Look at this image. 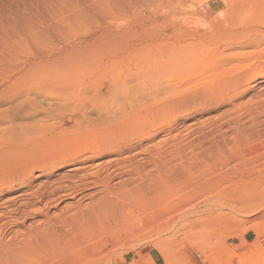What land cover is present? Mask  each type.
<instances>
[{"label":"bare ground","instance_id":"obj_1","mask_svg":"<svg viewBox=\"0 0 264 264\" xmlns=\"http://www.w3.org/2000/svg\"><path fill=\"white\" fill-rule=\"evenodd\" d=\"M253 54L264 57V0H0V199L22 189L0 200V216L8 208L18 210L20 222L31 214L41 216L35 224L14 229L9 240L0 239V264L140 262L141 213L153 219L145 250L157 253L170 249L169 234L179 228V217L208 210L195 205L187 211L192 199L202 197L211 208L228 198L244 206L262 197L259 176L256 185L243 176L232 187L212 189L213 183L228 181L208 175L210 165H227L247 152L249 135L264 134L258 126L249 127L251 120L242 128L232 123L236 128L228 141L222 136V143L212 144L223 126L212 134V143L196 140L199 156L178 165L175 150L147 156L144 166L138 159L141 136L148 138L146 151L151 150L156 132L172 133L175 110L221 102L252 75L263 74L259 67L251 69L253 61L251 70L240 74L235 71L245 62L230 64ZM169 65L176 68L174 74ZM34 98L47 102L40 121L15 123L20 110L25 109V118L32 113ZM183 150L194 155L192 148ZM225 154L232 157L224 161ZM104 156L109 159L93 165ZM56 165L70 168L60 180L33 187ZM87 185L93 190L82 195L78 190ZM68 195L87 201L68 202L50 214L49 206ZM184 224L180 228L187 234L190 223Z\"/></svg>","mask_w":264,"mask_h":264},{"label":"rangeland","instance_id":"obj_2","mask_svg":"<svg viewBox=\"0 0 264 264\" xmlns=\"http://www.w3.org/2000/svg\"><path fill=\"white\" fill-rule=\"evenodd\" d=\"M196 52L197 51H195V54H196ZM261 57L262 56L259 55V54H253V55H250V56H238V57H235L233 62L231 61L230 64L233 63V64H236V65H239V64H241L240 62H243V63L245 62L244 64H241V65L238 66L239 70H236L235 71L236 73H238L242 69H243L242 72L244 73L246 70L248 71V70H251V69H257L258 67L260 69L264 70L263 69L264 66L262 67V65H264V63H263L264 62V60H263L264 57L262 59H261ZM259 58L262 61L259 60ZM237 59H238L239 62L237 61ZM252 61H253V63H251ZM172 63H174V62H172ZM249 64H250L251 67L253 66L254 68L252 67L250 69L249 68L250 67ZM252 64H254V65H252ZM243 65H246V66L243 67ZM170 67L171 66L169 65L168 69ZM245 68H249V69H245ZM169 70H170L169 72L174 74V71L176 70V68L173 69L171 67ZM240 72L238 74H240ZM261 72H264V71H261ZM261 72H259V73H261ZM251 79H252V81L249 80L248 83L246 82V85L244 84V86L241 87L238 91H236L233 95L224 98L223 101H221L222 103L219 102V101L218 102H212L213 104L209 103V105L207 103V104H204L205 107L203 106V104L202 105L198 104V105H195L196 107L192 106L189 109H184V111H182V112H181V110H183V109H181L179 111L175 110L174 114H175V117H177V118H176V120L174 119V122H171L173 125L170 124L173 127L172 133L168 134V135H164L165 133L163 131L156 132V135L153 136L154 140H153V142H151V143H153V146H152L153 148H151V150L147 149L148 152L146 151V148H145V147H147V144H149L148 138L145 137V136H141V140H142L141 141V153L143 155L141 154V156L140 155L138 156V159L140 158L141 161H142L141 165H143V166L146 165V162L148 161V157L147 156H149L150 158L163 157L165 151L166 152H171V151L173 152L175 150V153H174V156H173V161H174V164L176 163V165H178V163H179V161H181V159H185V158L193 159L196 155L198 157L199 156L198 155V151L199 150L194 149V148L199 147V144L197 143V141L201 142L202 144L206 143V140L207 141L208 140L209 141L210 140L213 141L214 137L218 134L217 132L215 134V131H218L222 126L223 127L225 126L228 129H226L225 127L224 128L222 127L218 131L219 133H220V131L222 132V133L218 134V136L219 135L220 136L219 137L218 136L215 137V140L213 141L214 143H212L210 141L212 144L220 143V142L222 143L223 142L222 141L223 140L222 136L226 138V139H224L225 141H228L230 139V137H228V136L229 135L232 136V134L234 133V128H236V126L240 127L241 125H243V127H244V126H246V124L249 125L250 124V120L253 123H251L249 125V127L253 124V126H258L257 128H259V129H264V124H263L264 123V105H263L264 104V73L263 74H259V75L256 73L254 76L252 75ZM260 92H261V94H260ZM242 94H244V96ZM257 94H260V95H258L259 97L257 96ZM239 97H240V99H239ZM248 98L251 101H249ZM237 101H239V102H237ZM46 103L47 102L43 101L42 99L34 98L33 101L31 102V111H32V113L28 116V118H25V117L22 116L23 112L25 113V109H23V110L19 111V114L17 113L18 115L16 116V119H15L14 122L15 123H23V124H25V123H31L32 121H40V119L43 117V112L46 111V107H47ZM210 104H211V106H210ZM214 104H216L215 107H214ZM220 104H222V105H220ZM236 104H239V105H237L238 107L236 106ZM231 106H233V107H231ZM252 106H254V107H252ZM209 107H211V108H209ZM32 108H33V110H32ZM142 108H145V107L143 106ZM192 108H193V110H192ZM196 108H198V109L196 110ZM255 108H258V109H255ZM144 111H145V113H144ZM148 111L149 110L147 108H146V110L142 109L141 112H143V113H141V115H142L141 117L146 116V113H148ZM186 111H187V113H186ZM254 111H257V113L254 112ZM261 112H262L263 115L261 114ZM178 113H180V115H178ZM185 114L186 115L188 114V115L185 117ZM240 114H241V116H240ZM260 114H261V116H260ZM181 115H182L183 118L180 117ZM235 115H236V118H234ZM237 115H239V117ZM162 117L164 118V116H162ZM232 117H233V119H232ZM245 117H248V118L246 119ZM257 117H259L260 120H259V118L257 119ZM241 118H243V120ZM164 119H169V118L167 116H165ZM234 119H236L237 121L234 120ZM228 120H231L230 124L232 126L228 123ZM241 120H242V122H241ZM239 121H240V123H239ZM256 121H259V122H256ZM244 122H246V123L244 124ZM221 123H222V125H221ZM232 123L236 124V126L234 124H232ZM217 125L218 126L220 125V127H217ZM226 125H229V126H226ZM217 128H218V130H217ZM230 128L232 129V131H231ZM240 128H242V126ZM225 130H227V131H225ZM224 131H225V133H224ZM209 132H210V134H209ZM204 133L206 135H204ZM223 133H224L225 136L223 135ZM230 133H232V134H230ZM212 134H214L213 135L214 137L212 136ZM263 135L264 134H262V135L261 134L260 135H253V136L249 135L247 137V139H248V144H247L248 147H245V150H247V152L245 151L244 154H242V153L241 154H236L235 156L237 157V160L235 159V157H233V162H231L233 164H231L230 161H229V162H227V165H226V163H223V165H220L218 168L216 167V165H214V166L210 165L209 166V170H210L209 172L210 173L208 171H206V174L204 173L205 174L204 176H207V174L209 173L208 175L212 176V177L214 175H217V177H220V180L223 181V182L224 181H228L227 184H225V182H224L221 185L213 183L211 185L212 189L214 188L215 185H216L217 188H218V186H222V187H225V188L227 186H231L232 187L233 184L234 185L237 184V181L240 180L239 178H242L243 176H244V179H248V180L253 181L254 183L253 182L252 183L255 184V185L258 184V182H257L258 178H260V181L264 180V158L262 157V155L264 156V154H263L264 153V150H263V148H264V141H263L264 140V136ZM198 136L201 137V138H199ZM251 136H252V138H251ZM170 137H172L170 139L171 141H172V139L175 140V141L174 140L172 141L173 144H172V142L170 143V140H169ZM163 138H164V140H163ZM165 138H167V139L165 140ZM177 138H179V139H177ZM241 138H243V137H241ZM249 139H250V141H249ZM256 139H257V141H256ZM159 140H162L163 142L159 141ZM258 140H259V143H258ZM165 141L169 142V143H166ZM156 143H158V144L161 143L160 144L161 146L158 145V144L156 145ZM226 143H228V142H226ZM186 148H192L193 149L192 152L194 153V155H191V157H189V154L187 152L190 151V150H186V151L183 150V149H186ZM142 151H144V152H142ZM257 151H259V153ZM160 152L162 153L161 156H160ZM150 154H151V156H150ZM247 155H249V156H247ZM260 155H261V157H260ZM239 156H241V157H239ZM105 157L106 156L98 158L97 160L93 161V165H95L96 163L105 162V161H107L109 159V157H107V158H105ZM142 157L144 159H142ZM228 157H232V156L225 154L224 157H222V158H224V161H225ZM177 158H180V159L177 160ZM255 159L257 160V162L255 161ZM261 159H263L262 160L263 162L261 161L262 163L260 162ZM143 160H144L145 163L143 162ZM248 161H250V162H248ZM221 162H223V160H221ZM247 162H248V165H247ZM251 162H253V163H251ZM255 165L256 166L258 165V166L256 167ZM224 166H225V168H224ZM214 167L217 168V171H216V169L215 170L212 169ZM68 168H70V166H66V165H56V166H54L52 168H49L48 171L45 174H41V177H39L38 179H35V181L32 182V183H34V185L32 184L33 187L37 186L39 181L41 182V181H45V180H48V179H49V181H50V179H51V181H53L54 179L55 180L56 179L60 180V178L63 177L64 174H66V171L68 170ZM243 168H244V170H243ZM238 169H240L241 171H239ZM224 170H225V172H224ZM64 171H65V173H64ZM259 171H261V172H259ZM203 172H205V171H203ZM222 172L224 174H222ZM226 172H230V173H226ZM58 173L60 175L61 174H63V175L60 176ZM212 173H214V174H212ZM232 173H233V175H231ZM238 173H240V174H238ZM114 174L117 177L119 173H117V171H115ZM210 174H212V175H210ZM237 174H238V176L239 175L240 176L238 177ZM224 176L225 177L227 176V178H225ZM228 176H229V178L231 180L228 178ZM261 177H263V178H261ZM208 178H210V177H208ZM114 180L112 182H114ZM88 185H87V187L91 186V185H89V186ZM87 187L81 188L82 190L80 189L78 191L81 192V194L83 195V194L89 193V192H91L93 190V188L91 190V187H89V188H87ZM18 190L20 192V190H22V189H18ZM17 191L15 190L13 194L4 195V197H2L0 200L5 199V198H10L11 196L12 197L15 196L17 194L15 192H17ZM69 196L70 195H68L67 197L65 196V197L61 198L60 200L56 201V202H58V203L55 202L57 205H55L54 203L51 204L49 206V213L51 212L50 214H55V211H57V213H58V211L62 210V208H64L69 203H72L73 201H74L73 203H76V202L80 201L79 200V196L71 197L72 196L71 195L70 196L71 198ZM76 198H78V199H76ZM85 201H87V197L86 196L84 198H82L80 202L81 203H83V202L85 203ZM193 201H195V202H193ZM205 202H207V201L206 200L203 201V198L201 197V198L192 199L189 202V205L185 206L186 210H187V207L189 209V208H191V207H193L195 205H197L198 207L197 206L196 207L198 209L202 210V211L204 209H208V210H205L207 212L204 211V213H203V212H199V211L196 212V210L193 209L192 211L189 210V212H188V214L190 215L189 218H187V217L186 218H180L179 217V222L176 224V227H179V228H175L173 230L174 234L172 232L171 233L169 232L170 233L169 235H171V236L173 235V238H171L172 244H170V249L169 250H165V251H159L157 253H154V252L149 253V252H146L147 250H145V246L148 244V242L151 239V237H148V235L150 234V228H151L150 226H152L151 225L152 224L151 221H153V219L151 217H149L148 214H144V215H147V217H146V216L143 215V213H141L142 214L141 215V261L140 262H132V261H130V262H126V264H132V263H135V264H137V263L138 264H264V195L262 197L254 198L248 204L244 205L245 207L243 205H241L240 203L238 204L237 202H235L234 199H230V198H228L224 202H222L221 203L222 205L219 204L218 205L219 207L218 206L215 207V206L212 205L214 208L213 207L210 208V205L209 206L207 204L205 205ZM18 204H19L18 202L15 203L16 206ZM182 208H184V207H182ZM245 208H246L247 211L244 210ZM180 209L181 208H179V210ZM213 209H214V211H212ZM215 209H217V210H215ZM179 210L176 211L174 219L178 218V216L180 215V212L182 210L180 212H179ZM17 211L11 212L10 208L2 210V213L4 212L3 215L5 217L3 215L0 216V223H2V224H0V226H1L0 227V236H1L0 239L9 240L13 236V232L15 231L14 229L17 230L18 228L19 229L23 228V227H25V225L27 226V225H29L31 223L35 224L38 221V219L40 220L39 217H41L38 213L34 214V215L31 214V216L28 219H26L24 222H20V221L17 220L18 215H19L18 214L19 212H17ZM14 213H16V214H14ZM13 214H14V216H13ZM6 215H7V217H6ZM36 217H37V219H36L37 221L35 220ZM9 218H11V220H9ZM13 218H14V220H12ZM5 219H6V221H4ZM143 220H145V221H143ZM154 220L156 221V219H154ZM3 221H4V223H3ZM148 221H150V222L148 223ZM176 221H178V219H176ZM185 222L186 223H190V227H191V230L189 232H187V234L186 233L184 234V231H185L183 229L184 227L180 228L181 225H185L184 224ZM147 227H149V228H147ZM10 228H12V229L9 230ZM3 229H5L6 231L3 232ZM1 232L3 233V235H2ZM9 234H11V235H9ZM167 234L168 233H166V231L163 232V236L166 237ZM153 238H155V237H152V239ZM156 256L158 258L157 260H155Z\"/></svg>","mask_w":264,"mask_h":264}]
</instances>
